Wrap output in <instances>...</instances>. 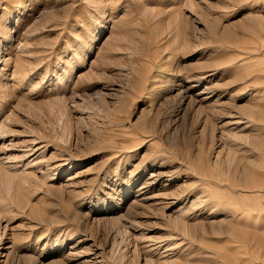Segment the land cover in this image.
<instances>
[{
    "label": "rangeland",
    "instance_id": "1",
    "mask_svg": "<svg viewBox=\"0 0 264 264\" xmlns=\"http://www.w3.org/2000/svg\"><path fill=\"white\" fill-rule=\"evenodd\" d=\"M263 143L264 0H0V264H264Z\"/></svg>",
    "mask_w": 264,
    "mask_h": 264
},
{
    "label": "bare ground",
    "instance_id": "2",
    "mask_svg": "<svg viewBox=\"0 0 264 264\" xmlns=\"http://www.w3.org/2000/svg\"><path fill=\"white\" fill-rule=\"evenodd\" d=\"M255 140H257V139H255ZM262 140V139H261ZM258 141V140H257ZM260 141V140H259ZM254 143H255V141H254ZM260 143H262V142H260ZM256 144V143H255ZM264 144V143H263ZM256 147V146H255ZM259 147V146H258ZM257 147V148H258ZM261 148H263V147H261ZM259 149V148H258ZM260 151H262V150H260ZM260 153H263L264 154V151L263 152H260ZM261 158V157H260ZM261 160V159H260ZM263 160V159H262ZM261 162V161H260ZM262 163H263V161H262ZM255 173V172H254ZM258 174V173H257ZM260 174V173H259ZM260 188V187H259ZM261 189V188H260ZM260 240V239H259Z\"/></svg>",
    "mask_w": 264,
    "mask_h": 264
}]
</instances>
